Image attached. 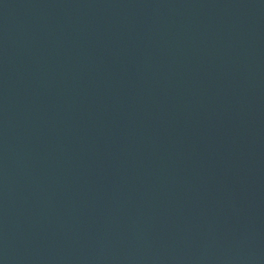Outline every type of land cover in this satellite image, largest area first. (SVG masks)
I'll use <instances>...</instances> for the list:
<instances>
[{
	"label": "water",
	"instance_id": "obj_1",
	"mask_svg": "<svg viewBox=\"0 0 264 264\" xmlns=\"http://www.w3.org/2000/svg\"><path fill=\"white\" fill-rule=\"evenodd\" d=\"M0 264H264V0H0Z\"/></svg>",
	"mask_w": 264,
	"mask_h": 264
}]
</instances>
